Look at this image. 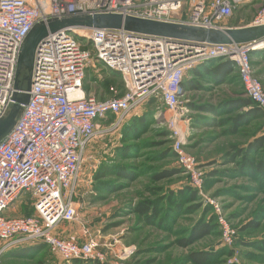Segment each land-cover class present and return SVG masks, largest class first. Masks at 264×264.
Listing matches in <instances>:
<instances>
[{
    "label": "built area",
    "instance_id": "obj_1",
    "mask_svg": "<svg viewBox=\"0 0 264 264\" xmlns=\"http://www.w3.org/2000/svg\"><path fill=\"white\" fill-rule=\"evenodd\" d=\"M252 0H0V121L13 105L21 48L38 25L120 14L195 29L222 28L244 2ZM251 26H264V5ZM255 44L208 45L183 38L94 29L66 22L39 45L33 66L30 101L14 129L0 141V264L16 246L42 243L63 261L127 264L133 248L60 238L63 224L74 222L73 199L83 173L84 153L98 134V124L112 116L122 119L150 100L159 101L173 132V151L193 188L203 184L197 160L185 151L186 136L177 114L186 73L205 63H234L247 97L264 110V88L251 65ZM118 75L123 89L110 87L101 100L87 95L89 69ZM23 195L33 202L35 218L8 217ZM227 230V223L219 217ZM224 237L231 242L229 231Z\"/></svg>",
    "mask_w": 264,
    "mask_h": 264
},
{
    "label": "rangeland",
    "instance_id": "obj_2",
    "mask_svg": "<svg viewBox=\"0 0 264 264\" xmlns=\"http://www.w3.org/2000/svg\"><path fill=\"white\" fill-rule=\"evenodd\" d=\"M261 6L259 0L246 9L238 8L224 26L251 25ZM252 62L264 88V61L253 56ZM98 69L90 70L86 85H90V95L106 100L112 97L107 87L123 84L109 79L101 65ZM94 76L101 82L94 84ZM199 85L202 90L182 92L177 114V124L186 136L185 151L197 160L202 174V186L194 188L197 201L185 204L187 197H182L183 211L170 218L162 213L158 219L148 220L135 212L136 206L144 203H155L164 211V199L170 191L188 187L189 179L182 170L170 179L155 181L156 175L179 169L169 123L174 116L167 113L165 121L159 120L158 111L165 107L155 100L122 119L108 118L98 124V134L85 150L83 173L73 197L78 216L74 222L62 225L65 234L57 232L60 238L86 241L92 236L102 245L133 248L134 255L127 264H192L186 258L199 251L212 253L206 264H264V178L244 169L243 160L236 159L237 151H244L250 141L264 133V120L239 125L237 118L248 109L232 110L228 103L248 97L236 72L224 84L202 81ZM208 106L215 107V115L202 110ZM142 118L133 125L134 120ZM250 158L260 162L264 153ZM103 163L112 164L122 173L109 178L113 183L110 191L95 186L94 175ZM213 215L219 231L214 230L189 248L180 246L179 241L195 224ZM7 216L35 218L30 197L23 195ZM219 217L226 221L227 230L219 224ZM253 221L259 223V229L242 232ZM226 231L231 242L224 237ZM34 244L11 248L2 264H73L48 248H34Z\"/></svg>",
    "mask_w": 264,
    "mask_h": 264
},
{
    "label": "trees",
    "instance_id": "obj_3",
    "mask_svg": "<svg viewBox=\"0 0 264 264\" xmlns=\"http://www.w3.org/2000/svg\"><path fill=\"white\" fill-rule=\"evenodd\" d=\"M253 56H259L264 61V49L251 53V65H252V67H253V62H252ZM97 67H100V66H97ZM90 70H94V69H89L87 71L85 81H84V85H83L84 90H85L87 95H90V92H91V89L89 87L90 85H86L88 73H91ZM235 72L237 73L239 82L242 85L240 76H239V74L235 68V65L230 60L217 59V60H213V61H210L208 63L202 64V65H199V66L189 70L186 73V75L182 81L183 92H192V91L202 90V87L199 85L202 83V81L206 82L207 84H212V85L224 84L227 81V79L232 74H234ZM103 73H105V75L107 74L106 76L109 79H111L113 81H119L123 84L121 78L118 75L110 74L104 70H103ZM94 74H95V72H94ZM256 77H257V75H256ZM93 80H94L93 81L94 84H98L101 82V80L98 79L97 76H94ZM112 86H115L120 90L123 89V85H121V84L119 86L118 85H111V86L107 87L108 92H109L110 87H112ZM242 87H243V85H242ZM243 89H244V87H243ZM152 101H155V100H150L149 102H152ZM149 102H147L146 104H144L141 107H147L149 105ZM229 104L231 105L232 110H236L239 108L248 109L245 114L241 115L240 118H237V120L239 121V125L240 124H247V123L251 122L252 120H264V110H262L249 97L246 100L229 102L228 105ZM202 110H204L207 113L214 114V115L216 114V111H217V110L215 111L214 106L204 107V109H202ZM113 117L116 118L115 116H112L110 118H113ZM142 120H143V118L138 119V120H134L133 125H135L138 122H142ZM261 153H264V133L258 137H255V139L250 141L248 143L247 147L244 149V151H237L236 159L240 158V160L241 159L243 160L242 167L244 169H248V171L252 170L253 173L257 177L264 178V158L260 162H254V160L252 158H250L251 155H257L258 156ZM178 167H179V165H178ZM118 170L119 169L115 168L112 164L103 163L102 167H100V169L97 170L95 175H94L95 186L99 187L100 189H104L106 191L112 190L113 183L111 181H109V178L114 177V176L116 177L117 174L119 176H122V173L118 172ZM180 170H182V169L179 167V169H177V170L172 169L170 171L169 170L164 171V172L156 175L155 181L161 182L163 180H167V179H170L174 176H177L178 174H180V172H181ZM182 172H184V171L182 170ZM182 197H185V198L187 197L185 204L186 203L190 204V203H194L197 201L196 190L192 187L190 180L188 181V187L182 188L178 191H170V193L167 195V197H165L164 200H166V205H167L166 210L160 211L159 207L156 206L155 203H144V204L137 205L135 208V212L139 216H142L143 218H146L148 220L149 219L150 220L158 219L162 213H164L165 217H169V218L172 216V214H175L173 216H178L179 214H181V212L183 211V207L185 206V205H183L184 202L181 200ZM259 227H260L259 223H254V221H253V222L248 223L245 227H243L242 232H247L249 230L256 231L259 229ZM217 229H218L217 218L215 215H213L208 220H206V221L203 220V221L195 224L193 226V228L191 229V231L186 235V237L179 241V244L183 248H189L192 245L196 244L198 241H201L204 238H206L207 236L211 235V233ZM218 231H219V229H218ZM243 244L245 245L247 243L243 242ZM34 245H37L36 247H34L36 249H39L42 247L48 248L45 244H42V243H37V244L35 243ZM20 246H23V245H20ZM23 252L24 253H22V254L26 253L25 251H23ZM7 254H9V253H7ZM7 254L3 255V258ZM210 254H212V253H209L207 251L192 252L186 258V260H188V263H192V264H206L208 262V260L212 257ZM70 263H73V264H99V263H95V262H85V261H81V260H75V261H72Z\"/></svg>",
    "mask_w": 264,
    "mask_h": 264
},
{
    "label": "water",
    "instance_id": "obj_4",
    "mask_svg": "<svg viewBox=\"0 0 264 264\" xmlns=\"http://www.w3.org/2000/svg\"><path fill=\"white\" fill-rule=\"evenodd\" d=\"M84 25L94 29H113L142 35L161 36L166 38H183L208 45H246L264 43V26H245L234 28L195 29L177 24L160 23L120 14H101L93 18L72 19L69 21L38 25L24 42L18 59L13 105L6 117L0 121V141L14 129L23 106L30 101L33 79V66L36 51L49 31L60 29L65 23Z\"/></svg>",
    "mask_w": 264,
    "mask_h": 264
},
{
    "label": "crops",
    "instance_id": "obj_5",
    "mask_svg": "<svg viewBox=\"0 0 264 264\" xmlns=\"http://www.w3.org/2000/svg\"><path fill=\"white\" fill-rule=\"evenodd\" d=\"M258 1H259V0H252V1H250V2H244V3H242V4L240 5L239 9L242 10V9H246L247 7H251V6L255 5V4H257ZM260 5H262V6H261V8H262L263 5H264V0H260ZM231 18H232V17H231ZM228 20H229V19H228ZM228 20H227V21H228ZM225 23H226V21L223 23L222 27H226V28L240 27V26H233V25L224 26ZM248 25H249V24H248ZM62 228H63V226L61 225L60 228H59V230H58V232H59V234L64 235L65 233L62 232ZM57 234H58V233H57Z\"/></svg>",
    "mask_w": 264,
    "mask_h": 264
},
{
    "label": "bare ground",
    "instance_id": "obj_6",
    "mask_svg": "<svg viewBox=\"0 0 264 264\" xmlns=\"http://www.w3.org/2000/svg\"><path fill=\"white\" fill-rule=\"evenodd\" d=\"M255 46H257V48H260V47L264 46V43L255 44Z\"/></svg>",
    "mask_w": 264,
    "mask_h": 264
}]
</instances>
